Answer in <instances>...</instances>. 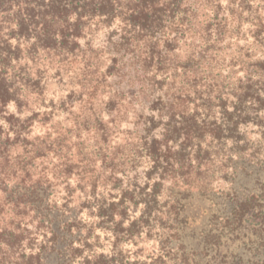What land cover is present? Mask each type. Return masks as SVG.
<instances>
[{
	"label": "trees",
	"instance_id": "trees-1",
	"mask_svg": "<svg viewBox=\"0 0 264 264\" xmlns=\"http://www.w3.org/2000/svg\"><path fill=\"white\" fill-rule=\"evenodd\" d=\"M252 2L227 0L225 16L224 0H0V119L15 132L9 137L0 125V264H45L53 258L49 264H131L121 245L137 246L144 234L156 235L161 249L175 254L187 249L184 201L195 191L223 196L211 206L208 251L219 253L224 243L223 249L236 242L224 256L226 264H264V19L243 15L253 11ZM245 23L255 29L245 31ZM53 83L58 90L71 89L58 105L43 99ZM33 93L32 102L50 111H33L24 120L4 115L10 101L18 111L29 107L22 95ZM105 94L108 99L99 100ZM137 103L169 119L141 111L137 131L126 130L124 142L107 149L125 132L108 127L98 112H115L110 123L117 125ZM76 104L80 111L72 112ZM58 112L68 113L65 122L73 126L53 124ZM34 121L51 131L29 140L23 133ZM161 125L165 131L158 140L153 133ZM133 136L138 140L127 138ZM169 141L179 145L176 151ZM17 148L22 151L13 156ZM144 155L153 165L143 186L134 177L119 201L112 199L114 192L107 199L96 196L102 183L121 188L116 172L126 175L125 165L135 170L136 157ZM74 175L91 185V200L76 196L77 190L85 192L84 183H67ZM221 181L230 184L229 191L219 186L217 192ZM126 200L133 212L141 203L145 207L124 227ZM93 216L99 219L85 218ZM97 229L112 232L114 239L103 236L110 254L96 251L104 248ZM184 251L182 264H191L194 252Z\"/></svg>",
	"mask_w": 264,
	"mask_h": 264
},
{
	"label": "clouds",
	"instance_id": "clouds-1",
	"mask_svg": "<svg viewBox=\"0 0 264 264\" xmlns=\"http://www.w3.org/2000/svg\"><path fill=\"white\" fill-rule=\"evenodd\" d=\"M224 3H225V11H224L223 15L227 16L228 15V13H227V7H228L227 0H224ZM231 6L232 7H237V8L239 7L238 5H231ZM252 8H253V11L251 13L245 11V12H243V15L245 17H251V19L253 21H255L257 15H259L262 19H264V0H253ZM257 8L260 9L259 13H257L255 11V9H257ZM206 11H208V17L211 18L212 10L211 9H206ZM72 19H75V17H72ZM229 19L231 20L233 18L229 17ZM13 27H15V25H13ZM114 27H115V25H114ZM243 28H244L245 31H247L248 29H253L254 30L255 29V25L253 23H245L243 25ZM114 39H116V38L114 37ZM11 43L13 45H15L16 41L13 40V41H11ZM80 43H81V45H83L84 41L81 40ZM240 43L244 44L245 41L241 40ZM247 43H249V44L252 43V37L251 36L248 37ZM20 63L23 64V63H25V61L21 60ZM13 64H16L15 60H13ZM103 70L104 69L102 68L101 72H103ZM224 71H225V73H227L228 70L225 69ZM238 75L240 77H244L245 73L244 72H239ZM9 77H11V70L9 71ZM33 78H35V72H33ZM108 79L111 80V77H109ZM253 79H256V77H253ZM75 87H76V91L80 90L78 85L75 86ZM69 90H71V89L70 88H66L64 90H58V89H56V85L53 83L49 87V89L47 91H45L43 99H44L45 103H47V101L49 99L54 100V101H56V103L58 105L59 101L66 96L67 91H69ZM109 94L101 95L99 97V100H105L106 101L108 99ZM157 94L158 95H162L161 92H159ZM261 95H264V93H261ZM22 98L28 99L29 107L25 108L23 111H18L15 102L14 101H10L7 104V106H6V111L4 112V115L7 116L8 114H15L16 116L20 117L21 120H24V118L30 116L33 111H37V112L41 113L42 116L46 112L50 111V109H48V108L41 107L38 102L37 103H33L32 102L34 99H36V95L34 93L31 96H28V97H25V96L22 95ZM226 99L235 100V97L226 96ZM71 109H72V112H79L80 111V105L79 104L73 105V106H71ZM141 111L144 112L145 116L148 115V114H151V115L155 116L157 119H161L162 118L164 121H167L169 119L168 115H163L161 117V115L158 112H156V111H153V112L149 113V110L147 109V107L143 106L140 103H137L136 105H134V110L133 111H128L127 112L126 119L118 120L117 121V125H113V124L110 123L112 117L117 115L115 112L109 113L107 111H102V110L98 112V115H99L100 119L105 124H107L108 127H110V128L118 127L119 130L125 132V135H121V134L118 133L115 137H113L111 139L110 144L107 146V149L113 148L116 144L123 143L125 138H126V130H132L133 132L137 131V126L135 125L134 122L137 119V114L140 113ZM188 111L189 112L192 111V106L191 105L189 106ZM215 111H216V117L215 118L217 120H219V118H220L219 117V109H216ZM229 111H231V108H229ZM65 116H68V113L58 112V114H56L53 117L52 123L55 124L56 121H61V122H63L65 124L66 127H72L73 126L72 125V121L69 120V121L65 122V119H64ZM260 116L264 117V111H262L260 113ZM0 125L3 126L5 132L7 133V135L9 137H14L15 136V132H9L8 131L9 124H8V122L6 120L0 119ZM143 127H144V125L141 124L140 125V131L141 132H142ZM254 127H256V126L252 125V124L248 125V128H254ZM241 130H244V126L243 125H241ZM46 131H51V128L48 125H41L39 121H34L33 124H32L31 129L29 130V132H25V133H23V135L27 136V138L29 140H34L35 137H37V136H40L41 138H43ZM164 131H165L164 126L161 125L159 128H157L155 130L153 135H155L158 140H161V139H163L162 133ZM54 135H55V133H54ZM127 138L128 139H132V140H138V137H135V136L127 137ZM151 138H152L151 136H149L147 138L149 140V142L151 141ZM210 138L211 137H209V139ZM251 138L253 140H255V139L258 138V136H252ZM72 139L74 140L75 137H73ZM90 142L91 141H89V143ZM168 143H169V145L172 146V150L173 151H176V149L179 147L178 144L172 145L171 141H169ZM228 143L231 144V141H229ZM161 150L163 151V146H162ZM18 151H22V149H20V148L15 149L13 151L12 155L15 156L16 152H18ZM74 151H75V149H73V152ZM49 155L51 156V154H49ZM52 159H53V162L56 161V157H52ZM136 160L139 163H138V166L135 168V170H132V168L130 166L125 165L126 175L122 174L119 171L116 172V176L120 177L124 181V183L121 186V188L113 189L111 182L107 183L106 185L102 183L97 188L96 196L100 197L101 194H103V197L107 199V198H109V193L110 192H114L115 196L112 197V199H115L116 201H119L121 192H122V190L124 188H127L128 190H131V187H132L131 181L133 180L134 177L137 178L138 184L143 186L145 184V182L147 181V177L145 176V173L149 169L152 168L153 161H152L151 157H149L147 155H144L142 157L138 156V157H136ZM45 163H47V161H45ZM95 168H96L97 171L101 170V162H100L99 159H97L96 162H95ZM104 175L105 176L108 175V172H105ZM158 179H159V176L153 177V181L154 180H158ZM153 181H148V183H152ZM67 183H69L73 188L76 187L77 183H84L85 184V192L82 193L79 190H77L76 196H78L80 199H89V200L92 199V197L90 195H86V193L88 192V190L91 187V185L88 184L86 180H81L80 177L74 175L70 180L67 181ZM61 194L64 195L65 193L61 192ZM160 199L162 200L163 197H160ZM110 202H111V200H110ZM125 204L128 206V213H129V219L124 221V227H127L129 222H130V220L136 219L137 217L140 216L141 211L143 210L145 205L143 203H141L139 205V208L136 211L133 212L132 201L126 200ZM96 210L97 209L95 207L92 208V212H95ZM85 218L86 219H90L93 222L99 219V217H95V216L90 217V218H88V217H85ZM120 219H121L120 215L116 214L115 215V221H119ZM30 227H31V225H30ZM96 231L100 233L101 237H103L104 235H107V236H109V237L114 239L113 234L110 231H108V232H100L99 229H97ZM156 231H159L158 227H157ZM121 247H123L125 249H128V248H131L132 245H131V243H128V244H125V245H121ZM110 248H111V244L109 243L107 247H105L103 249H96V251L97 252L104 251V252L110 254V251H109ZM84 255L88 256L89 253L87 251H85ZM82 259H83V257H79L78 261L82 260ZM132 259H136V257H132ZM139 259L143 260L144 257L141 256V257H139Z\"/></svg>",
	"mask_w": 264,
	"mask_h": 264
},
{
	"label": "rangeland",
	"instance_id": "rangeland-1",
	"mask_svg": "<svg viewBox=\"0 0 264 264\" xmlns=\"http://www.w3.org/2000/svg\"><path fill=\"white\" fill-rule=\"evenodd\" d=\"M229 185V183L221 181L219 185H217L218 187L216 188V190L218 192L219 186H223V190L224 188H227L226 191H229ZM222 197L223 196L219 192L215 196V194L207 193L206 195H204L200 194L198 191H195L189 194L188 199H185L184 201V212L188 214V218L185 222L181 223L182 228H184L182 242L187 245V249L184 250L194 252L192 255L194 257H192V259L195 258L194 260H196V262L193 260L191 264H226L227 258L224 256L227 255L228 248L229 253H232L233 248H236V242L233 244V242L230 243L228 241V246L223 249V246L226 245V243H224V245L221 246V250L219 253H211L209 252L211 248L208 249V246L212 241V235L214 234L213 232L208 235L209 216L214 213L212 210L215 209L213 208L211 210V206L214 207V204H216L214 202L223 201ZM216 215L217 217L214 219V222L220 223L221 219L224 216V212L217 213ZM218 215H222V217H219ZM103 239V237L100 238V244H102V246H104L105 248L108 246V243L105 242ZM225 239L223 238L222 240L225 241ZM138 240L139 242L137 246H134L131 243V248H124V250H126V258H129L131 264H182V259H184L186 256V254L184 253L185 251L182 249L177 250L175 254H173V252L170 253L168 249H161L160 242L156 239V235L146 236L144 234ZM139 249L142 250L136 252V250ZM141 256L144 257L143 260L139 259V257ZM132 257H136V259H132ZM54 260L56 259L53 258L52 261H46L45 264L54 263Z\"/></svg>",
	"mask_w": 264,
	"mask_h": 264
}]
</instances>
